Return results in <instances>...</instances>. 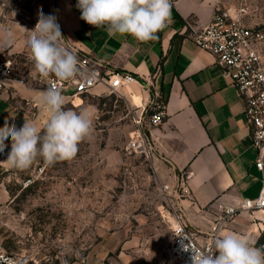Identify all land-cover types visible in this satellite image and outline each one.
Listing matches in <instances>:
<instances>
[{
    "label": "crops",
    "instance_id": "1",
    "mask_svg": "<svg viewBox=\"0 0 264 264\" xmlns=\"http://www.w3.org/2000/svg\"><path fill=\"white\" fill-rule=\"evenodd\" d=\"M174 1L171 22L157 39L146 43L130 35L109 36L105 27L89 25L80 18L78 0H53V12L70 46L91 57L100 69L136 77L122 90L135 118L150 111L154 101L165 100V121L148 131L155 144L151 162L161 183L173 187L184 180L189 195L178 200L179 209L187 225L205 239L221 207L258 197L264 170L257 166L258 151L242 97L215 56L192 39L194 31L211 22L218 7L231 6L235 0ZM261 14L264 17V9ZM46 90L29 88L19 80L9 83V90L0 93V127L5 120L17 129L25 120H37L43 128L48 113L39 98ZM104 92L106 86L98 84L88 94ZM77 105L91 111L85 101ZM5 143L0 167L8 171L11 168L3 162L11 150L10 139ZM221 231L244 235L259 247L264 221L253 222L240 213Z\"/></svg>",
    "mask_w": 264,
    "mask_h": 264
},
{
    "label": "rangeland",
    "instance_id": "2",
    "mask_svg": "<svg viewBox=\"0 0 264 264\" xmlns=\"http://www.w3.org/2000/svg\"><path fill=\"white\" fill-rule=\"evenodd\" d=\"M41 12L55 17L53 0H0V28L16 33L12 46L0 48L13 54L9 83L35 90L46 89L52 76L35 72L17 24L34 29ZM82 99L93 132L72 160L47 166L38 159L27 170L0 174V243L32 264H160L173 237L178 185L166 189L151 159L128 149L137 126L126 96ZM77 106L66 97L65 109L83 111Z\"/></svg>",
    "mask_w": 264,
    "mask_h": 264
},
{
    "label": "clouds",
    "instance_id": "3",
    "mask_svg": "<svg viewBox=\"0 0 264 264\" xmlns=\"http://www.w3.org/2000/svg\"><path fill=\"white\" fill-rule=\"evenodd\" d=\"M77 8L82 20L95 28L105 27L109 36L130 35L143 43L157 39L156 34L171 22L170 0H78ZM17 25L27 34L29 59L41 79L91 78L82 70L75 51L66 46L54 16L41 12L31 30ZM15 39L14 29L0 28V48L12 46ZM39 103L48 113L43 128L37 120H25L19 129L5 120L0 127V153L10 139L11 150L3 163L11 169L27 170L38 159L47 166L70 161L78 145L93 132L90 114L65 109L66 97L60 89L48 88L41 93ZM181 237L188 240L183 250L190 252L191 264H264V245L256 247L254 241L241 234L218 232L207 248L198 247L187 235Z\"/></svg>",
    "mask_w": 264,
    "mask_h": 264
},
{
    "label": "built area",
    "instance_id": "4",
    "mask_svg": "<svg viewBox=\"0 0 264 264\" xmlns=\"http://www.w3.org/2000/svg\"><path fill=\"white\" fill-rule=\"evenodd\" d=\"M171 9L175 3L170 0ZM264 0H235L231 6L218 7L211 22L194 31L192 39L201 49L211 52L217 64L229 75L244 101V117L250 127L253 145L257 148V166L264 170ZM67 47L72 48L67 42ZM76 52L77 49L74 48ZM82 70L90 79L77 77L62 81L54 76L49 78L48 88H58L69 97L74 106L76 97H82L96 85L104 84L109 93L123 94V87L136 80L131 73L100 69L89 56L78 58ZM13 54L0 50V93L9 90L10 75L13 70ZM166 118L165 100L154 101L150 111L135 118L136 129L131 136L128 149L148 159L155 155V144L149 134L151 127L162 124ZM4 172L0 167V174ZM184 180L180 181L176 197L189 195ZM169 189L170 186H165ZM261 214L259 216L257 213ZM240 213H247L253 222L264 221V184L257 198H245L239 206L226 205L214 218L205 239L200 238L197 230L187 225L185 215L174 210L173 237L167 255L160 264H191L190 252L183 250L187 235L200 248L211 245L213 238L221 232L228 221ZM218 254V253H217ZM0 264H32L29 259L6 250L0 243Z\"/></svg>",
    "mask_w": 264,
    "mask_h": 264
},
{
    "label": "trees",
    "instance_id": "5",
    "mask_svg": "<svg viewBox=\"0 0 264 264\" xmlns=\"http://www.w3.org/2000/svg\"><path fill=\"white\" fill-rule=\"evenodd\" d=\"M264 243V234L261 236V238L259 239V241L257 242V245L260 247L262 246Z\"/></svg>",
    "mask_w": 264,
    "mask_h": 264
},
{
    "label": "bare ground",
    "instance_id": "6",
    "mask_svg": "<svg viewBox=\"0 0 264 264\" xmlns=\"http://www.w3.org/2000/svg\"><path fill=\"white\" fill-rule=\"evenodd\" d=\"M78 98H79V101H78V102H80V103H81V102H82V98H80V97H78Z\"/></svg>",
    "mask_w": 264,
    "mask_h": 264
}]
</instances>
